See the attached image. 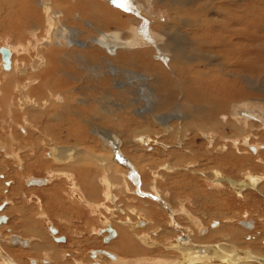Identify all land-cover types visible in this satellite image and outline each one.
Wrapping results in <instances>:
<instances>
[{
	"label": "bare ground",
	"instance_id": "bare-ground-1",
	"mask_svg": "<svg viewBox=\"0 0 264 264\" xmlns=\"http://www.w3.org/2000/svg\"><path fill=\"white\" fill-rule=\"evenodd\" d=\"M115 1L113 4L112 0H0V11L5 14L3 22H7L16 28L11 34L12 37L8 38L6 36L0 46V49L6 47L10 53V61L5 63L0 50L2 59V62L0 61L2 69L0 80L9 77L7 82L0 81V85L4 84L5 89L0 96V105L2 107L0 112H2L1 116L6 119L2 121L0 130L4 131L2 136H6L11 140L9 143L2 141L0 138V152H3L9 158L17 159L15 161H17L16 163L21 171L16 172V174L20 173L21 175L26 169L24 166L25 159L19 155V152L26 151L34 156V158L31 155L27 156L33 163L34 161H40L41 163L44 162L45 166L51 164L54 167L53 163L56 162L59 166H62L60 167L62 168L61 170L56 168L58 174L74 176L76 179V174L80 175L82 182L85 180L83 184L78 185L75 181L72 182V189H77V192L83 190L84 186L85 189L89 187L94 193H98V190L100 191L101 189H98V185L91 180L97 182L100 180L101 186L105 185L106 188L111 184L108 178L104 179L100 175L101 172L106 171L105 168H108V162L103 159L105 157L79 147L60 146V148H57L56 146L55 148L54 139L50 138V134L54 133L53 130L49 129L46 132L48 130L47 127V129H41L38 122L26 114L23 118L25 125H20L16 120L10 118L15 117L16 110L20 107L18 103L21 105L19 109L21 111H23V106H29V104L35 106V104H38L43 106V108L39 109L46 111L45 119L48 122L53 116L56 117L62 112H66L74 117L79 116L81 119L85 117L93 119L96 123V121H102L103 115L106 114L107 106L111 105L117 110L115 117L119 121V126L124 128L130 136L129 144H132L135 149H142L146 152L143 149L145 145L147 149L152 151L146 152L147 155H153L156 152L163 154L167 157L166 160L169 164L168 167H161L163 169L161 171L159 170L161 169L160 167H154L155 163L148 167L150 173L154 172L156 185L146 190L141 188L137 192L140 195L148 194L152 197H157L163 200L164 203L171 205L173 209L171 217L174 218L167 222L171 231L169 229H160L165 237H171L169 239L165 238V243L168 244H165L167 246H163L162 249L166 252L160 248L161 245L156 238L153 237L152 239L147 233H143V235H139V232H136L138 234L134 233L135 230L138 231L136 225L140 227L148 226L149 222L146 218L138 219L131 225L128 224L129 219H126L125 222H116V224L125 225L130 229L126 231L128 234L124 233L123 244L126 249L123 247L120 250H128V253L135 251L141 255L147 253L146 256H149L147 259H145L146 256L144 259H137L136 262L131 264H142V261L145 264H253V262L264 261V258L260 257L256 251L248 246L249 243L247 242L250 241L243 240V243H247L246 246L237 244V241L239 242V237L236 233L238 229L235 231L234 226H232L233 228L227 226V224L232 225L234 220H236L235 217L224 218L223 216L224 222L220 226L217 224L212 225L211 222L209 227L204 225L203 220L196 217L197 220H191L192 225L197 230L196 234H194L192 228L182 226L175 221L176 215L193 218V216L191 218L190 214L187 215L183 211L185 204L182 203V206H180L182 213L177 214L179 211L172 206L171 200L164 198L161 194L162 191L159 190L160 187H157V183H160L159 181H161L165 169V171L175 173L173 176L178 184L187 180L193 181L192 183L203 181L209 187L215 189H224L226 185H229L231 190L233 189L239 197H244L242 196L243 192L248 190L259 189V194H261V187L258 186L261 180L264 181V178H260L264 174L252 173L248 168V164L250 165L257 160L261 161L264 157V129L262 127L264 115L258 116L259 113H264V110L261 107H255V103H250L253 98L256 100L258 97H248L250 88L246 84H248L247 78L249 77L242 72L245 73V71L250 70L248 66L250 60L243 52L240 58L234 62H232V57H227L226 54L228 56L231 55L229 49L233 48H231L233 45L232 40L228 41V39H234L229 33H226L228 35L227 38L224 35L220 39L215 38L213 28L218 23L213 22L216 19L212 18V14L218 9L217 6H214L217 0H203L206 8L197 4L196 0H127L130 3L129 5L132 6L129 11L136 13L137 10L145 9V15H149V23H144L143 19H141L142 17H139L140 14L131 13L133 16H130V14L128 15L125 12L127 14L125 15L118 9L117 0ZM241 2L242 0H238V3ZM62 11L66 18H61ZM150 16L152 17L150 18ZM72 17H74L73 25L68 21ZM206 18L212 24L211 26ZM227 23L226 26H228ZM103 25L104 27L105 25H114L116 28L120 26V28L114 32H108V30L104 31L101 28ZM143 28L144 30L146 29V32L142 31ZM44 31L46 36L43 35ZM94 31L96 35L91 34ZM209 31H211V34L206 41V32ZM223 31L225 32V30ZM49 32L50 37L47 39ZM234 32H241V30ZM244 34L243 32L241 35H236L240 37L235 36V39H240L237 44H234L236 47L246 43L245 38L247 36L245 37ZM34 40L39 42L30 45L26 52L25 47L28 42L24 41L32 42ZM46 52L47 55H45ZM225 52L226 54H224ZM15 53H18L16 62L14 60ZM168 60L169 63L164 64ZM213 62L215 63L212 64ZM239 67L243 70L242 74L238 69ZM210 68L213 77H211V72L208 70ZM120 74L124 75V80L120 78ZM10 77L23 82V84L20 83L22 91L16 90L17 94H11L10 96L17 103H14L8 96L7 89L12 82ZM203 79L209 84L207 87L203 84ZM217 85L221 88L219 92L212 88ZM236 86L240 87V89ZM75 88L80 89V91L76 92ZM27 91H32L45 98L38 100L25 97ZM46 91H49V94H46ZM251 98L252 100H249ZM88 103L94 104V114L92 115H88L87 112L82 111L81 107L77 105H86ZM85 124L91 125L93 130L98 129L96 125L89 122ZM12 128L19 130L20 133L14 132ZM144 129L147 136L142 135ZM220 131L221 137L224 138L220 139L224 144L223 147L236 148V151L226 155L225 153L229 152L230 148L219 147L213 154L202 150L203 145H206L207 142L212 144L216 141ZM24 134L27 136L35 135L40 138L37 139L38 144H34L35 148L26 145L24 142H20L19 146L14 144L17 142L18 136L23 139ZM97 134L100 135L104 147L110 145L109 140L111 139L117 142L121 148L122 145L114 134H105L107 136H103L102 129H98ZM69 136L79 137L82 135L76 132L73 133V136ZM199 137L202 144L200 142L201 145L199 144L196 147L195 140ZM47 140L50 142H47ZM203 141L207 142L204 143ZM45 144L46 146H44ZM36 146L40 150L48 148L52 153L48 154V161L45 157L42 158ZM10 148L11 150L15 148L16 151L14 152L13 150L15 149H13L14 153L9 154ZM107 151L110 155L109 159L112 160L109 150ZM37 154L39 159L35 158ZM80 154H85L89 159H93V156L95 157V162L100 164V170L97 168L96 171L100 172L99 175L95 174L96 176L90 178V176H84L72 169V166L77 162H83L80 161L84 159L79 157ZM120 155V163H129L127 159V162L124 160L125 156ZM192 157L195 158L190 159ZM172 159L174 163L172 162L171 164L170 161ZM203 161H206V163ZM161 162L164 161L161 160ZM85 163L86 167L88 166L86 169L90 172L94 168L93 161L91 162L90 160ZM109 167H115V164L111 163ZM49 169L50 167L47 166L48 177H51ZM74 169H79V165H75ZM233 169L234 172H232ZM4 172L0 173V179L4 178L5 182L10 177L12 178L11 174L14 175L12 171ZM239 176L247 178L248 182L243 183L241 178L237 179ZM48 177L40 179L31 175L23 184L20 179L14 177V189L17 188L19 195H25L30 202L32 199L26 192L32 191V194L36 195L34 192L39 191V188L47 183L46 180H51ZM128 178L131 179V175ZM88 180L90 182L89 186L87 185ZM33 181H42V185H32L31 182ZM25 185L34 187L26 189ZM113 186L117 187L115 183H113ZM125 188L129 189V186L125 184ZM136 188L138 187L136 186ZM75 189H73V193L74 191L76 192ZM220 190L222 192V189ZM74 194L76 195V193ZM111 195L113 196V194ZM111 195L107 194L106 198L111 200ZM212 195H209L207 201L213 200ZM261 195L264 197L263 194ZM35 197L37 198V204L40 205V197L37 195ZM45 197L49 198V196ZM83 200L79 201L84 203L85 201ZM9 202L10 200L7 199L6 203L0 205V220L2 217L6 220L1 221V229H4L10 222V216L7 214ZM94 204L97 206V203ZM86 205L94 207L91 204ZM2 206L3 209L1 208ZM32 207L34 208V206ZM45 213L43 211L38 219L47 220ZM144 213H147L146 209H144ZM107 221L106 223L101 221L105 223L102 229L103 232L108 233L104 241L109 243L113 240L115 242V239H121L120 232L127 230V228H123L125 226L114 227L113 224ZM140 221L145 222V224H137ZM25 222L26 224L22 226L20 234H16L14 228L10 227L12 230L9 228L8 232L10 234H8L12 237L8 240L16 248L22 247L30 250L34 245L31 244V240L33 238L44 240L42 237L44 232L38 226L39 224L35 227H33L34 224H31L32 226L30 227L26 220ZM239 224L250 231L256 227L253 221H243ZM47 225L54 240L65 242L66 237H62L64 241L61 240L62 238H58L61 237L60 230L53 223L47 220ZM100 229H95L94 234H99L98 230ZM158 229L157 231H159ZM185 229L187 233L182 232ZM168 230L169 232H167ZM178 230H181V235L174 234L171 236L167 234L177 233ZM21 234L30 238L20 236ZM156 234L158 235V233ZM218 234H220L219 237L225 236V238L217 240L219 239L217 237L214 241H210L214 235ZM16 239L21 243H15ZM0 241L3 242L1 236ZM146 247L150 248L151 251L144 250ZM36 249H38V246ZM32 250H35V248H32ZM90 256L93 258V261L90 260L92 264H130L129 261H132L130 259L131 255H128L130 258L127 259V255L123 257L121 253L118 255L105 249L92 250ZM0 257L2 258L1 264H15L14 261L10 260L6 252L1 253V247ZM103 258H107L108 262H103ZM110 259L113 261H109ZM37 261L32 260L30 264H38Z\"/></svg>",
	"mask_w": 264,
	"mask_h": 264
},
{
	"label": "rangeland",
	"instance_id": "rangeland-1",
	"mask_svg": "<svg viewBox=\"0 0 264 264\" xmlns=\"http://www.w3.org/2000/svg\"><path fill=\"white\" fill-rule=\"evenodd\" d=\"M117 2L119 4L120 3L122 4L123 9L118 8L120 11H122L125 15L130 14V16H133L131 14V13H133V11H127L125 9V6L129 5L127 3V0H117ZM196 2H197V4L204 6L203 0H196ZM121 4H120V7H121ZM214 6H217V8H218V9H216V12L218 14L216 12H214L212 14V18L216 19L213 22L218 23V25H216V27L213 28L215 38L220 39L223 35L227 38L228 35H226V33H229L230 35H232V38H234V39H228V41L232 40L233 45L231 46V48L232 47L233 48L229 49V52L231 55L228 56V54H226V52L224 54H226L227 57H232L233 58L232 62L239 59L243 53L250 60L248 62V66L250 67L249 71H247V72L245 71V73H244V72H242L243 71L242 68L239 67L238 69L240 70V73L242 72L245 76L249 77V78H247L248 79L247 82L249 85L246 84L247 87L250 88L248 97H258V99H256V100L253 98V101L250 103H255L254 104L255 107L258 106L264 110V0H242L241 3H238V0H217ZM117 7H119V6H117ZM0 8H1V6H0ZM203 10H204V8H203ZM221 12H223V13H221ZM145 13H146V11L144 9V10H137L136 13H133V14H136V15L140 14L139 17H142L141 19H143L144 23H149V21H150L148 19L149 15L146 16ZM0 14H1V16H0V46H1L3 43L2 40L6 36L8 38H11L12 37L11 34L16 28L12 27V25L7 23V22H3V18H4L5 14L1 11H0ZM51 14H53V13H51ZM153 14H155V13H153ZM151 17L152 16H150V18ZM61 18H66L63 11L61 14ZM206 20L208 21L209 25L211 26L212 24L209 22V20L207 18H206ZM68 21L73 25L74 17L70 18ZM226 22H228L227 23L228 26H226ZM224 23H225V25H224L225 27L223 26ZM68 26L71 27L70 25H68ZM117 27L120 28V26H117ZM101 28L104 29V31L108 30V32H114L117 29H119V28L114 27V25H105V27L103 25ZM222 29L225 30V32ZM242 29H243V31H242ZM145 30H144V28L142 29V31H145ZM238 30H241L242 33L241 32H234V31H238ZM229 31H231V32H229ZM209 32H206V36H207V37H205L206 41L208 40V36L211 34V31H209ZM243 32L245 33L244 34L245 37L247 36L245 38L246 43H243L241 45H238L239 47L238 46L236 47L234 44H237V41H239L240 39L239 38L235 39V36L241 35V34H243ZM59 34H60V32H59ZM91 34L96 35L95 31ZM43 35L46 36L45 31L43 32ZM49 37H50V32H49L47 39H49ZM236 37H240V36H236ZM36 42H38V40H34V41L30 42V45H32ZM59 44H58V46H60ZM12 46H14V45H12ZM220 49H218V50H220ZM224 50H226V49H224ZM25 51L27 52L28 49H25ZM234 53H236V54H234ZM45 55H47V52L45 53ZM252 56H253V58H252ZM17 58H18V53H15L14 54L15 62H16ZM0 61L2 62L1 54H0ZM165 63L168 64L169 60L167 62H164V64ZM214 63L215 62H213L212 64H214ZM211 68L208 69L210 72L212 71ZM1 72H2V69L0 67V74H1ZM40 75H43V74H40ZM210 75H212L211 77H213L212 72ZM0 77H1V75H0ZM8 78L9 77H6L0 81H4V82L6 81L7 82ZM120 78L121 79L123 78L122 80H124L125 77L123 74H120ZM10 79L12 82L10 83V85L7 89L8 96L11 100L14 101V103H17V101L12 99L10 96H11V94H17L16 90L22 91V86L20 85V83L23 84V82L22 81L20 82V80L15 79V78H11V77H10ZM243 80H245V78H243ZM140 82H142V81H140ZM202 82L204 85H206L205 87H207L209 85L207 82H205V79H203ZM218 85H219V83H218ZM218 85L213 86V87L211 86V87L213 89H215L217 92H219L221 90V88ZM201 86L204 87L203 85H201ZM236 87L240 89V87H238V86H236ZM116 89L118 90V88H116ZM74 90L76 92L80 91V89H77V88H75ZM4 91H5L4 84H2V85H0V96ZM211 93H212V90H211ZM46 94H49V91H46ZM93 95H94V93H93ZM25 97L34 98V99H38V100H43L45 98L43 96L37 95L36 93H34L32 91H27L25 93ZM249 100H252V98ZM18 105L21 107V105L19 103H18ZM60 105H62V104H60ZM77 105H79L81 107L82 111L87 112L88 115L94 114V104L88 103L86 105H81V104H77ZM20 107H19V109H20ZM39 108H43V106L38 105V104H35V106L32 104H29V106H23V111L17 109L15 117L10 118V119L16 120L20 125H25L23 118L26 114L27 116L32 117L35 121H37L41 129H44L47 127L48 130H46V132H48L49 129L53 130V132L55 134L54 133L50 134L51 135L50 138L54 139L53 141L55 142L54 143L55 148H56V146H57V148H60V146L61 147H63V146L64 147H66V146L77 147V148L79 147L81 149H86L93 154L101 155V156L105 157L103 159L108 162L107 163L108 168H105L106 169L105 172H101V174L99 172L98 174L102 175V177L104 179L108 178V180L111 182V184L109 185V187L106 188L105 185L104 186L102 185L103 187L101 186L99 179H97V180H99L98 182L94 181V180H91V181L94 184L98 185V187L101 190L104 189V194L111 195L114 193L115 197L117 195L119 200L116 203H114L110 199L106 200L105 202H102V203H104V205H99L98 208L93 209V210H95V212L93 210H91V212H90L87 208H85V206L81 205L82 203L79 201V200L84 199V197H85L84 195L86 193L84 191H83V193H85L84 195L78 193V198H77V196L75 197L73 195L72 182L75 181L78 185L83 184L80 175L76 179V178H74V176L58 174L56 168H60L62 166H59L57 163H53L54 167H52L51 164L50 165L47 164V166L50 167V169H49L50 175L53 176V177L52 176L48 177L47 166H45L46 164L44 162L41 163L40 161H34V163H33L29 158H27V156L31 155V153L28 154L26 151L19 152V155L21 156V158L25 159L24 160V163H25L24 166L26 169L24 168L25 171L23 172V174H21V175H20V173L16 174V172L21 171L18 168V165L16 163L17 161H15L17 159L9 158L3 152H0V166H1L0 167V170H1L0 173H2V172L5 173L4 171H12L14 173V175L11 174L12 178L10 177V179L6 180V182H5L4 178L0 179V186L2 185L0 188L3 187L2 189H0V205L6 203L7 199L10 200L9 205H8L9 209L7 211L8 212L7 214L10 216V222H9L10 225L8 224L4 229L0 228V230H1L0 236H1V238H3V242L0 241L1 253L6 252L10 257V260L14 261L15 264H30V261H32V260H34V261L38 260L37 261L38 264H42V263L43 264H53V262H54V264H58V263L59 264H62V263L63 264H81V263L82 264H92L91 261H93V258L90 256L91 251L95 250V249H97V250L105 249L107 251L114 252L118 255H120V253H121V256H123V257H126L125 255H127V259H129L131 257L130 259L132 261H129V263L131 264L132 262H136L137 259H144L145 256L147 255V253H144L143 251H141L144 253L143 255H141V254H137L135 251H132V253H128V250H126V251L120 250V249H123V247H124V244H123L124 243V236L126 233L128 234V232H126V231H129L130 229H129V227L127 228L125 225L116 224V222H118V221L125 222L126 219L127 220L129 219L128 224L131 225V223H134L136 220L145 219V218L149 222L148 226L146 227V225H144V227H140V226L136 225L138 228V231L135 230L134 233L139 232V235H143V233H147L152 237V239H153V237L156 238V240L161 245L160 246L161 249L163 246H167V245H165V244H168V243H165V238L169 239L171 237H165L162 234V232L160 231V229H169L170 227H168L167 222H168V220H172L174 217L172 218L169 211L167 209H165V207H162L159 203L152 201L151 199L144 198L140 195V193L136 192V186L138 187V189L142 188L143 190H146L147 188L156 185L155 178L153 175L154 172L150 173V169L148 167H150L154 163H155L154 164L155 168H157V167H160V168L161 167L162 168L168 167L169 164L167 163V160H166L167 157L165 155L159 154L157 152L153 155H147L146 154L147 148L145 147V145H144L143 149L146 150V152L143 151L142 149H135L132 144H129L130 136L124 128H121L119 126V121L115 117V113L117 110L115 107H111V105L107 106L106 114L103 115L102 121H100V122L96 121V123L94 122L93 119H87L86 117L84 119H81L79 116L74 117V116H71L70 114H68L66 112H62L61 114H59L56 117L53 116L52 119L48 122L45 119L46 111L44 109L41 110ZM0 110H2L1 105H0ZM1 115H2V112H0V121H1L0 122V128L2 127L1 126L2 121L6 120L4 118V116L2 117ZM257 115H258V113H257ZM263 115H264V113H259L258 116H263ZM252 121H254V120H252ZM86 122H89L91 124L96 125L98 129H102L103 136H107L105 134H114L116 136V138L119 140V142L122 145L121 149H120L121 152H124L127 156H129L131 161L140 169V171H141L140 178L139 177L135 178V176L131 175V180H130V178L128 179V177H127L128 172L125 169H123L122 167H120L119 165L115 164V167H109V165H111V163H113L112 162L113 160L109 159L110 155L107 151L108 146L104 147V144H103L102 140L100 139V135L97 134L98 129L97 130L91 129V125H86L85 124ZM262 127L264 129V123H263ZM12 129L14 130V132L20 133L19 130H16L14 128H12ZM76 132H79L82 136L74 137L73 133H76ZM2 135H4V131L0 130L1 140L4 142L10 143L11 140L9 138H7L6 136H2ZM69 135H71L73 137H70ZM84 135H87V136H84ZM142 135L147 136L145 129L142 131ZM19 138L20 137L18 136V138L16 139L18 143L15 142L14 143L15 145L19 146L18 144L20 142H24L26 145H30L32 148L34 147V144H38L37 139H40L39 137H37L35 135L34 136H27L25 134L23 135V139L20 138L22 140H20ZM220 139H224L221 137V131H220V135L216 139V141L214 140L215 141L214 143L208 144L207 141H203L204 143L207 142V144L203 145L202 150H204L206 152H211L213 154L214 152H216V149L219 147L229 149L230 147H228V148L223 147L224 144ZM195 141H196L195 146L197 147V146H199V144L201 142V138L199 137ZM47 142H50V141L47 140ZM201 144H202V142H201ZM44 146H46V144ZM14 147H16V146H14ZM36 148L40 151L42 158L45 157V159L48 161V159H47V158H49L48 154H52L48 150V148H46L44 150H40L38 146H36ZM13 149H15V148H13ZM10 150H11V148H10ZM11 151L8 153L13 154L16 151V149L13 150L14 152L13 151L11 152ZM234 151H236V148H230V151L225 153V154L229 155L230 153H232ZM101 156H97V157H101ZM107 156H108V158H107ZM148 156H149V158H148ZM38 157H39V155L37 154V156H35V158H38ZM79 157L84 158L83 160H80L83 162H81V163L77 162L75 164V165H79V169H74L75 165H73V166L71 165L72 169L74 171L79 172V173L81 171H83L82 174L84 176H89V174H84V172L88 171V169H86V168H88V166L86 167L85 162L90 161V160H91V162L93 161V163H94L95 172L97 171V168H99V170H100V164L95 162L94 156H93V159L92 158L89 159V157H87L85 154H80ZM32 158H34V156H32ZM111 158H113L115 161L119 162V155L118 154H116L114 156L112 154ZM194 158L195 157H192L190 159H194ZM161 160L164 162H161ZM1 161H3V162L1 163ZM173 161L174 160L172 159L170 161V163L172 164ZM187 161H189V160H187ZM203 162L206 163V161H203ZM88 163H90V162H88ZM40 164H41V166H40ZM56 164H57V166H56ZM120 164H124V163H120ZM125 164L128 165V163H125ZM163 165H165V166H163ZM10 166H12V167H10ZM162 168L159 170L160 171L163 170ZM248 168L254 174H258V175L264 174V173H260V172H264V157L262 158L261 161L257 160V161H253V163L250 165L248 164ZM61 169L62 168H60V170ZM107 170H109V171H107ZM232 172H234V169L232 170ZM88 173H89V171H88ZM174 174L175 173H172V172L170 173L168 171H165V169H164L163 175L161 173L162 179H161V181H159L160 183H157V187L158 188L160 187L159 190L162 191L161 194L163 195L164 198L166 197L168 200H171L170 203L172 204V206L174 208H176V210L179 211V212L177 211L178 212L177 214L182 213V209L180 210V206H182L181 204L184 203L185 205L183 206V211H185L187 215L190 214L191 218L193 216V218L190 219V218L184 217L182 215H179V216L176 215L175 221L177 223L181 224L182 226L192 228L194 234H196L197 230L195 229V227L191 223V220H197L196 217L203 220L205 223L204 225L206 227H209L210 226L209 224L211 222H212V225L217 224L218 226H220V224H222V222H224V220H223L224 218L235 217L236 220H234L232 225L227 224V226H229V228H233L232 226H234L235 231L238 229L237 230L238 232L236 231V233L239 237V242L237 241V244L241 245V246H246L247 243H249L248 246L251 247L254 251H256L260 257L264 258V224H263L264 223V200H263L264 197L261 195V194L264 195V181L263 180L260 181V184L258 186V187H261V194H259L260 193L259 189L258 190H248L246 192H243L242 196H244V197H241V196L239 197L233 189L231 190L229 185H226V187L224 189L220 188V189H222V192H221L220 189L211 188L207 185L206 182H203V181H201V182L195 181L194 183H192L193 181L187 180L185 182H188V183L181 182L178 184L176 182L174 176H173ZM31 175L33 177H37L40 179L48 177L49 179L52 180V182H51V180H46L47 183L50 184V186H49V184L46 185L47 184L46 183L45 186H41L39 188L40 189L39 191L34 192L37 196H39L44 201L43 203L41 202L42 203L41 205L37 204V202H36L37 200L35 197L36 195L32 194V191L26 192V194L28 196H30V199H32V200L35 199L33 202H31L32 200L29 202L28 201L29 199H26L25 195H22V196L19 195V191L17 188L14 189V184H15V183H13V181H15V179H13L14 177H16L17 179H20V181L23 184L25 182V180L28 179L29 176H31ZM141 176H142V184L140 186L139 184H137V180L141 181ZM241 177L239 176V177H237V179H240ZM260 178H264V176H260ZM241 179H242L243 183L248 182L247 181L248 179L245 177H243ZM62 182H64L63 187H61L60 185H57L58 183L60 184ZM84 182H85V180H84ZM11 183H12V185H11ZM113 183H115L117 185V187H114ZM133 183H135L136 185H134ZM125 184H127L129 186V189L125 188ZM12 186H13V188H12ZM8 187H9V190H8ZM25 187H26V189H31V186H29V185L28 186L25 185ZM51 187H53V188H51ZM13 189H14V191H13ZM55 189L58 191V195L63 200H69V198L72 197L71 198L72 200L68 203L72 206L74 214L69 213V214L62 215L63 212H61V216H59L55 213V212H57L56 210L60 211V209H61L60 207L55 208L54 203L57 201V198H58V195L56 193H53ZM101 190H100V193L103 192V190L102 191ZM229 191H231V192L228 193ZM209 192H213L214 194L209 193ZM225 192H227V193H225ZM12 194H14V195H12ZM29 194H31V195H29ZM209 195H212V197H213L212 201H211V199H210V201H207L209 199ZM45 196H49V198H47ZM139 196H141V197H139ZM103 197H104V195L101 196V199ZM46 200L51 201V203H48ZM72 202H74V203H72ZM151 202H153V203H151ZM52 203H53V207L56 210L54 208L49 209V207L51 206ZM85 204H90V203L85 202ZM218 205H220V206H218ZM32 206H34V208ZM86 207H88V206L86 205ZM146 207H149V208H146ZM119 208H121V209L118 210ZM139 208H140V210H139ZM52 209H53V211H50ZM136 209H138V210H136ZM144 209H146L147 213H144ZM34 210H35V212H34ZM153 210H155L156 212L155 211L153 212ZM43 211L46 212L45 214L47 215V220H49L50 223H53L55 225V227L59 228L60 236L67 238V240L65 238V242H56V239L54 240V238L50 234V231H49V228L47 225V220L38 219L39 215H41ZM230 212H231V214H229ZM35 216H37V217H35ZM223 216H224V218H223ZM34 217L36 220L33 219ZM26 218L30 221V223L32 225L34 224L33 227H35L39 224L38 226H40V229H42V232H44L43 233L44 235L42 236L44 240H42L40 238L38 240L35 238H33L31 240L32 243L34 245H36L35 247H34V245L32 246V248H35V250H37L36 253H35V250H32V248L30 249L32 252L26 248H22V247L16 248L12 244H10L9 240H8L9 238L11 239V237H12V236H9V234H10L8 232L9 228L10 227L14 228L16 234H20V231L22 230V224L25 222ZM105 218L110 219L111 221L109 220L107 222H109L110 224H113L114 227L116 226L117 228H119V227L125 226L123 228H127V230L120 232L122 237H120L121 239H119V240L122 242L115 239V242L113 240V241L109 242L110 243L109 244L108 242L104 241V238L108 235L107 232H102V234H100V235L94 234L96 231L95 229H100V228L103 229L104 228L105 225L101 221H105ZM243 221H253V222H255L256 227H254V229L252 231H250V230L244 228L243 226H241L239 224L240 222H243ZM37 222H39V223H37ZM140 223L145 224V222H143V221H140L137 224H140ZM130 225H128V226H130ZM47 228H48V230H47ZM154 228H156V229H154ZM157 229L159 231H157ZM155 230H156V232H154ZM169 230L167 232H169ZM183 231L185 233H187L186 229L182 230V232ZM156 233H158V235ZM136 234H138V233H136ZM167 234H170L171 236H173L174 234L181 235V230H178L177 233H167ZM24 235H26V234H24ZM24 235L21 234L20 236H24ZM219 236H220V234L214 235L210 241H214L215 239H217V237L219 238L217 240L225 238V236L224 237H219ZM26 237H29V236H26ZM61 237H58V238H61ZM162 239H164V240H162ZM47 240L50 241V243H48ZM243 240L250 241V242L243 243ZM206 241H208V240H206ZM105 242H106V244H105ZM37 246H38V249H36ZM39 246H40V249H39ZM43 247H45V248H43ZM49 248H50V250H49ZM124 248L126 249V247H124ZM146 248L144 250H146V251L150 250L151 251L150 248H148V247H146ZM162 250L165 251L164 249H162ZM123 252H125V253H123ZM37 253H38V256H37ZM128 255H131V256L129 257ZM135 258H136V260H135ZM147 258H149V256H146L145 259H147ZM106 259L103 258L102 261L108 262V260H106ZM1 261H2V258L0 257V262ZM45 261H47V262H45ZM109 261H113V260L110 259ZM142 264H145V262L142 261ZM253 264H264V261L259 262V263L253 262Z\"/></svg>",
	"mask_w": 264,
	"mask_h": 264
},
{
	"label": "crops",
	"instance_id": "crops-1",
	"mask_svg": "<svg viewBox=\"0 0 264 264\" xmlns=\"http://www.w3.org/2000/svg\"><path fill=\"white\" fill-rule=\"evenodd\" d=\"M113 2H116L115 0H112V3ZM118 3V2H117ZM128 4H130L129 2H127ZM114 4V3H113ZM117 6H119L118 8H120V9H123L122 8V4H121V7H120V4L118 3V5ZM2 7H3V5H2ZM130 7H132V6H125V9L127 10V11H129V8ZM134 8V7H133ZM29 26V25H28ZM146 31V30H145ZM24 42H28L27 44H26V47H25V49H29V46H30V42L29 41H24ZM39 42V41H38ZM39 45V44H38ZM37 45V46H38ZM1 50V49H0ZM38 60V59H37ZM37 64H39V62H37ZM12 69V68H11ZM117 142H114L113 140H109V146H108V150H109V152H110V154H111V156H112V154H113V156H114V154L116 155V154H118V155H120V156H125L126 158H124V160L127 162V160H128V165L127 164H125L124 162V164H120L118 161H115L113 158H112V162L114 163V164H116V165H119L120 167H122L123 169H125L127 172H128V176L129 175H133V176H135V178H137V177H139L140 178V173H141V171H140V169L131 161V159H130V157L129 156H127L124 152H121V148H120V146L118 145V143L116 144ZM115 146H114V145ZM149 152H152L151 151V149H147V153H149ZM122 158V157H121ZM127 159V160H126ZM54 163H56V162H54ZM58 164V163H57ZM59 165V164H58ZM131 165V166H130ZM82 172L83 171H81L80 172V174H82ZM91 173V174H90ZM76 174V173H75ZM84 174H89V176H90V178L92 177H94V176H96V175H99L98 174V172H95V169L94 168H92V170H90V172L88 173V171L86 172H84ZM96 174V175H95ZM83 175V174H82ZM93 175V176H92ZM79 175H77L76 174V177H78ZM127 176V177H128ZM129 179V178H128ZM82 180V179H81ZM131 180V179H130ZM137 180V179H136ZM83 183H84V181H83ZM89 180H88V186H89ZM227 183H229V182H227ZM49 183H47L46 185H48ZM134 185H136L135 183H133ZM137 184H139L140 186H141V184H142V176H141V181L139 180H137ZM50 185V184H49ZM52 185V184H51ZM57 185H60L61 187H63L64 186V182H62V183H58ZM56 185V186H57ZM28 186V185H27ZM43 186H45V185H43ZM31 187H34V186H31ZM134 187V186H133ZM51 188H53V187H51ZM74 189V188H73ZM72 189V190H73ZM98 189H100L99 187H98ZM56 190V189H55ZM54 190V192L53 193H56L57 195H58V191L56 190L55 191ZM76 190V192L74 191V193H76V195L73 193V195L76 197H78V193H80V194H85L83 197H84V200L83 201H85V202H88V203H90L91 204V206L93 205L94 207H90V206H88V207H86V204H85V202L84 203H82L81 205H83V206H85V208H87L90 212H91V210H93V209H95V208H98V206L99 205H104V203H101V202H105L106 200H109V199H107L105 196H106V194H103L104 193V191L102 192V193H99L100 191L98 190V193H94L89 187H87L86 189H85V187L83 186V190H81L80 192H77V189H75ZM104 190V189H103ZM138 188H136V192H138ZM83 191L85 192V193H83ZM82 192V193H81ZM114 192V191H113ZM104 195V200H103V198L101 199V196L100 195ZM66 195V194H65ZM90 195V196H89ZM67 196V195H66ZM136 196V195H135ZM141 196L142 197H144V198H148V199H151L152 201H155V202H157V203H159L162 207H165V209H167L169 212H170V215H171V213H172V211H173V209H172V207H171V205H169V204H167V203H164L163 202V200H161V199H159V198H155V197H152L151 195H148V194H141ZM141 196H139V197H141ZM113 197H115V195H114V193H113V196H112V198H111V201H113L114 203H116L118 200H119V198H113ZM72 197H70L69 198V200H63L59 195H58V198H57V201L54 203L55 204V208H57V207H60L61 209H60V211H58V210H56L54 207H53V203L51 204V206L49 207V209L50 208H54L57 212H55L57 215H59V216H61V212H63V214L62 215H65V214H69V213H73V209H72V206L68 203V202H70L72 199H71ZM40 199V198H39ZM115 201H114V200ZM154 199V200H153ZM35 200V199H34ZM36 200H37V198H36ZM87 200V201H86ZM97 200V201H96ZM48 203H51V201H48V200H46ZM162 201V202H161ZM40 202H44L42 199H40ZM42 203H40V205L42 204ZM72 203H74V202H72ZM94 203H97V206H95V204ZM167 205V206H166ZM119 207V206H118ZM169 208V209H168ZM119 209H121V208H119ZM118 209V210H119ZM50 211H53V209L52 210H50ZM94 212H95V210H93ZM74 214V213H73ZM107 220H110V219H106L105 218V221H107ZM26 221H27V224H29V226L31 227V223H30V221L26 218ZM105 221H103V222H105ZM111 221V220H110ZM29 222V223H28ZM120 222V221H119ZM106 223V222H105ZM104 223V224H105ZM26 224V222H24L23 224H22V226H24ZM214 225V224H213ZM59 229V228H58ZM101 230V231H100ZM99 230V235L100 234H102V232H103V230H102V228ZM107 237V236H106ZM182 238V237H181ZM38 240V239H37ZM57 242V241H56ZM33 244V243H32Z\"/></svg>",
	"mask_w": 264,
	"mask_h": 264
},
{
	"label": "water",
	"instance_id": "water-1",
	"mask_svg": "<svg viewBox=\"0 0 264 264\" xmlns=\"http://www.w3.org/2000/svg\"><path fill=\"white\" fill-rule=\"evenodd\" d=\"M1 53H2V57H3V61L5 62V63H9V61H10V53H9V50L8 49H6V47H2L1 48ZM31 184L32 185H42V181H33V182H31ZM2 209H3V206L1 207ZM6 221L5 220V218L4 217H2L1 218V220H0V223H1V221ZM61 240H63L64 241V238H62ZM19 240L18 239H16L15 240V243L17 242V243H21V242H18ZM22 243H24V244H27L26 242H22Z\"/></svg>",
	"mask_w": 264,
	"mask_h": 264
},
{
	"label": "flooded vegetation",
	"instance_id": "flooded-vegetation-1",
	"mask_svg": "<svg viewBox=\"0 0 264 264\" xmlns=\"http://www.w3.org/2000/svg\"><path fill=\"white\" fill-rule=\"evenodd\" d=\"M62 238V237H61Z\"/></svg>",
	"mask_w": 264,
	"mask_h": 264
}]
</instances>
